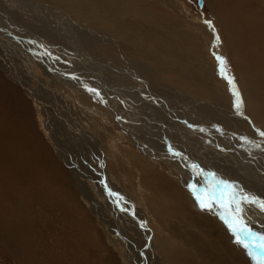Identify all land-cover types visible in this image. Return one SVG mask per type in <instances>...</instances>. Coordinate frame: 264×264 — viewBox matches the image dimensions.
Masks as SVG:
<instances>
[{
    "label": "rangeland",
    "instance_id": "rangeland-1",
    "mask_svg": "<svg viewBox=\"0 0 264 264\" xmlns=\"http://www.w3.org/2000/svg\"><path fill=\"white\" fill-rule=\"evenodd\" d=\"M70 1L74 4L72 6L74 9L71 6H66L67 4L58 5L56 2H53V6L63 9L68 22H72L70 27L73 34H77L76 36L78 37L79 33L85 32L82 36L79 34V37L81 39H84L86 36L90 37L89 40H86L85 50L88 54L90 53L96 57L99 66L102 68L103 75L106 73L105 76L108 75L118 87L124 86L127 89L132 88L135 91H140L141 88L144 91V87H147L146 89H150L158 93V96L163 97L168 102V105L171 106V109L194 117L197 122L205 127L206 131H213L218 134L222 132L227 133L232 140H226V143L233 146L232 151L235 155L236 151H243L248 155L247 151L252 153V155L258 156L259 162L264 161V137L259 134L261 131H264V120L261 117L264 112H258L254 105L246 103L248 100L254 102L253 97H256V95L254 92H250L248 95L245 93L244 84H241L237 73L240 66L246 65V61L244 62L245 54L249 53L248 55L254 56L253 62L245 66L244 75L249 77L248 75H252V71L254 70V73L259 72L258 75L262 72L261 77L264 79V68H261L264 63V45L261 46V43L264 42V5H258V0H239L240 2L238 0H204L202 5H200L199 0H165L166 3L161 0H143L144 5L143 3L141 5L145 8L150 7L149 9H152L151 13H154L158 17V21L161 20L159 23L154 21L151 24H141V22L133 20H131L132 22H127L122 18H119L120 20L112 18L111 20V17L106 15V18L109 17L108 19L112 22L111 26L106 25L104 19L98 15L97 17L94 14L87 16L90 14V11L91 13L99 12L98 4L104 0ZM74 2L77 3L75 4ZM5 4L9 5L6 2ZM49 4L52 5V2ZM103 7L108 8L105 4H103ZM172 7H176L177 11L173 10ZM214 7H221L220 9L222 10L223 8L224 10H232V13L229 12L230 15L228 16L224 11L217 13ZM238 9L240 10L238 11ZM75 10L81 11L76 13ZM11 11L13 14L10 12L9 16L11 18L14 17V19L18 18L12 8ZM81 13L84 14L82 15ZM17 14L19 15V19H21L20 21H22L20 23L26 29L38 34L51 30L47 25L42 27L37 16H28V12L26 11L24 14L22 12H17ZM224 18H234V22L230 20L227 22ZM181 19L182 23L180 27L172 28L173 23L179 22ZM206 21L211 22V27ZM48 23L50 22L48 21ZM226 23H228L229 27H226ZM50 24L49 26L52 27ZM126 24H129L130 30H132L130 31L131 39H127L129 38L127 36H124L125 38L121 36V38L120 35L110 29L111 27L120 25L118 28L122 30L123 27L127 26ZM233 25L234 27L236 26L235 30H233ZM9 27H13V25H9ZM41 29L43 30L41 31ZM134 37L138 40V44L134 42ZM181 37L186 38L182 39ZM17 39H19L18 42L16 41ZM123 39L127 40L124 41ZM43 40H46L45 42L47 43L49 42V45L61 46L60 49L68 51L78 49V47L73 48L74 44L78 45L75 42H73L74 44H70V42L61 39L57 40L55 38L54 40L49 36ZM12 41L17 45H25L17 36ZM176 41H179V44H174ZM188 41L191 44H188ZM235 43H239L237 45L239 48L235 46ZM171 44L174 47L178 45L180 54L173 51L174 47ZM135 45L138 49H133ZM137 45H142V49L139 50ZM12 47L18 51L19 47ZM0 48H2L1 45ZM144 49L148 54H143ZM9 52L7 51L5 54V60L12 61ZM174 56H178L180 61H174ZM218 57L223 58V65L218 62ZM17 59L19 58L16 56L14 64L19 68L16 69V73L23 78H15V76L9 75L0 64L1 98L6 99L4 95H8L9 98L7 99L17 96V98L12 99L15 100L12 102L16 105L18 104L19 110H23L26 113L28 120V123H26V119L23 118L14 124L6 122V118L0 119V130L4 133L0 141V153H5L4 155L1 154V158L6 155L9 156L2 159L7 160V158H11L8 164L15 167L13 168L9 165L5 167L0 162V167L3 169V172L0 169V192L4 193L3 198H0V202L3 203H0L1 208L3 205V208H0V216L4 217L0 221V264H129L128 258L131 259L132 264H148L147 262H149L148 259L150 257L147 255L151 253V257H153L157 251L162 252L161 249L163 247H165V250H163V254L165 255L163 262L165 264H256V261L251 256L244 254L245 252L248 253V250L242 244L237 243L236 236L229 230L225 221L219 216L220 214L217 211L215 212L213 207L211 210H202L195 199L193 191L186 186L187 184L195 186L194 182H196L195 188L197 189V182L198 184L200 183L197 179H199L198 176L201 172L200 179H202V185H205V188H210L206 187L204 177L206 171H208L210 176L209 178L206 177L207 180L220 174L221 180L224 183L226 178L231 177L228 174L230 170L234 169V166H231V164L229 167L224 165L227 163L224 160L227 157L226 153L230 154L229 150L227 151L226 148L223 149L222 147L224 153L223 151H219L220 148L214 151L210 147L212 145H210L206 153L201 155L200 159L196 158V162L194 161L197 164L196 167L199 169L195 167L197 169L196 172L193 168L192 173L195 177H191L192 175L188 169H191V167L188 166L187 161L191 155V153L189 154L190 148L188 147L192 145L191 142L196 143V141L200 145L204 143L205 145H209L208 139L202 133L200 134L198 130H194L188 126L187 131L189 134L186 135V139L189 138V141L185 138H183V141L181 139L182 142L174 139L177 145L174 146L176 147L175 149L168 146L169 148H166L167 151L161 150L160 152V149H156V146L151 147L147 145L146 141L141 137L132 138L131 134L118 123V126H121L120 129L127 134H124L125 138H122L124 142L126 140L125 144L127 147H123L126 149V152H122L119 158L116 157L115 151L107 149V146L104 150L105 159L103 158L102 151L97 150V148H92L91 146L87 148L85 144L81 145L80 141L78 143L75 141L68 142L67 151L69 154L78 157L82 174H84L83 177H78L73 167L69 166L67 161L59 155L50 134L43 127L42 118L46 116V108L37 104L38 102L35 101V98H32L27 92L29 90L28 86L24 84L31 83V86L38 91L44 90V88L59 89L56 83H52V81L59 78L52 73L57 74L59 70L55 69L56 72L53 71L50 73V76H46L48 71L39 66L38 63L33 71V69H26L20 63H16L18 62ZM189 62L197 65L194 74H191L188 71L189 69H187ZM25 66L29 68L28 65ZM222 67L223 72L221 71ZM143 69L148 70V73L143 72ZM44 70L47 73L43 72ZM198 70L199 73L197 74ZM206 70L211 71V77L208 78L205 75ZM33 74L32 78L31 75ZM61 78H63L62 82L66 80L65 77L61 76ZM17 79L21 81L19 82ZM229 79L233 81L232 84L229 83ZM256 84L257 81L255 80V84L253 85ZM99 85L104 84L99 83ZM262 86V88L261 86L259 87L260 90H264V80ZM219 91L222 95V100L217 99ZM234 91L238 92L239 98L242 101L240 112H237L235 107L236 96L233 94ZM67 94L73 100H78L80 96V93H75L72 90H67ZM54 97L56 98V95L53 97L50 95L48 99L55 100ZM89 102L93 103V101ZM259 104L256 103L255 105ZM165 105L168 106L167 104ZM161 107V109L165 108L164 105H161ZM262 108L264 109V104H262ZM57 109L54 108L53 110ZM107 109L109 110V108ZM249 109L251 111L253 109V111L251 112ZM100 111H102L101 108ZM57 113L56 111L54 118L58 122L60 114ZM170 116L172 115L170 114ZM133 120L138 121L136 119ZM20 123L27 126L25 134L22 137H17L18 142L9 141L7 136L13 133L16 134V124ZM135 123L133 126L134 131L138 134H143L145 131L140 122ZM109 124L111 128H114L112 121ZM85 126L87 127V125ZM66 130L65 127L60 128L62 133ZM5 131H7V135ZM25 137L28 140H25ZM20 138L24 139L21 140ZM209 139L221 143L214 136H211ZM130 140L139 147L136 145L138 147L136 148L132 145ZM148 140L150 143H154L153 139L148 138ZM16 145H19V149L15 147ZM145 145L146 148L148 147L147 150ZM13 146L16 149L12 148ZM182 146L187 147L189 150L187 148L185 150V147ZM30 148H32V151L29 153ZM90 150H93V155L97 158H95L97 162L98 160L100 163L104 161L103 165L101 167L98 166L99 169L97 170H94L90 164L93 161ZM11 151L16 153L13 154ZM22 152L24 155H22ZM32 152L38 155V160H31L30 155ZM17 153L21 156H17ZM84 154L85 156H83ZM86 154L89 155L86 156ZM152 155H155V157ZM17 157L21 159H15ZM25 159L30 162L26 163L27 160ZM12 160L20 162L21 170L16 171L19 165L14 166ZM31 162H35L36 164ZM29 164H34L35 167ZM176 164L180 166V169L175 166ZM242 165L243 168L248 166L243 163ZM10 168L14 171L13 175L7 170ZM184 168L186 171H183ZM263 170L264 167L262 170H252V172L238 169L233 174V177H231V180L237 182L229 183L233 185L234 190L238 187L236 189L237 200L241 202L240 205L244 207V211L247 213L245 214L246 217L251 221L252 219H257L252 215L256 216L255 213L257 212L260 213V218H264V211H261L259 207V203L264 202V188L261 186V182H256L259 185L255 183L256 180L259 182V177H264ZM252 176L254 180H252ZM180 177H183V180ZM144 193L145 198L147 196L150 202L151 200L155 202L153 212H151L149 206L147 208V205L143 201L145 199ZM242 196H247L250 200L255 199L257 203L243 202L241 200ZM115 201L119 203V207L123 210L120 216L127 217L125 223H128L127 228L119 223V220L115 217L119 215V211H112ZM142 205H145L147 209ZM139 206L145 209L144 213L148 219L142 216ZM91 221L92 226L90 224ZM251 223H255L253 225V232L264 236V219L259 223L255 222V220ZM139 226L140 228H138ZM149 230L153 231V233L149 232ZM121 232H124L126 236L122 238ZM153 235L154 238L156 237L155 243L152 242L151 244L148 238L149 236L153 237ZM127 236L128 240L125 239ZM140 239L141 242L139 241ZM167 247L174 250L171 251ZM146 248L150 249L151 252L148 254L145 252L144 255L143 253ZM130 251H133V253ZM126 255L128 258L124 261V256L126 257ZM160 260L161 256L156 262L160 264Z\"/></svg>",
    "mask_w": 264,
    "mask_h": 264
},
{
    "label": "bare ground",
    "instance_id": "bare-ground-1",
    "mask_svg": "<svg viewBox=\"0 0 264 264\" xmlns=\"http://www.w3.org/2000/svg\"><path fill=\"white\" fill-rule=\"evenodd\" d=\"M0 45L2 48H0V64L3 67L4 70L7 71V73L11 76H15V78L18 77H22L19 76V74L16 73V69L18 68L17 65H15L14 63V58H16V56L19 58L17 59L18 62L16 63H20L24 68L26 69H33V71L35 70L36 64L38 63L39 66L45 68V70L48 71V74L46 76H50V73L55 71V69H58L57 74L52 73L54 76L57 75L59 78L65 77L66 80L62 82V79L57 78L56 80L52 81V83H56L59 86V89L56 88H52V89H47L44 88V90L38 91L37 89H35L34 87L31 86V83H24L25 85L28 86L27 92L29 93V95L32 96V98H35V101L38 102L37 104H40L42 106H44L46 108V118L43 117L42 118V122H43V127L44 129L48 132V134H50L54 145L56 146L58 153L61 157H63L67 163L69 164V166L71 165V167H73L76 175L78 177H83L84 174H82V169L80 167V163H79V159L77 156L73 155V154H69V152L67 151L68 148V142H81V145H84L89 148L90 146L92 148H97V150H101L103 153V158H105L104 156V150L105 147L109 150H114L116 157L119 158L122 155V152L125 153L126 149L123 147H127V145L125 144V142L123 141L122 138H125L124 134H126V132H124L122 129H120V127L122 126V128L126 129L132 136V138L135 137H141L144 141H146L147 145L151 146V147H155L156 149H160L162 151H167V147L169 146L170 148L173 147V149H175L177 146L175 143L176 141H174V139H177L181 141H183V138L186 139V135L189 134V132L187 131V127L190 126L192 129L194 130H198L200 132V134L202 133L207 139H208V144L209 145H205V143L203 145L198 144V141L195 142H191V146H189L188 148H190V150L185 147V150L187 148V150H189V154L191 153L189 160L188 161V166L191 167L188 168L190 170L191 173V177H195L194 174L192 173L193 168L195 169L196 165L195 162L197 161L196 158L201 157V155H204L206 153V151L212 147L211 149H218L220 148L219 151H223V149L226 148V150H229L228 154L226 153L227 157H225V160L223 158L224 161H226L227 163L224 164L226 165V167H229V165L231 164V166H234L233 170H230V173H228L231 177H233V174L238 170H245V171H251L252 170H262V168L264 167V161L263 162H259L258 160V156H255L254 154L252 155V153L247 152L246 153L248 155H246L243 151V153L241 151H236V155L234 154L233 150V146L229 143H226V140H232L230 138L229 135H227V133H216V132H210V131H206L205 127L202 126V124H200L199 122H197L194 117L192 116H188L185 115L183 112H177L173 109H171V106L168 105V102L163 99V97L158 96V93H155L153 91H151L150 89H146L144 87V91L141 88L140 91H135L134 89H130V88H125L123 87H118V85H116L113 80L107 76H105L106 73H102L101 71V67L98 64V61L96 59V57L92 54H88L86 49V40H89L90 37L87 38L85 37L84 39H81L79 37V34L82 36V34L84 33H79L78 37L73 34L70 25H72V22H68V18L64 15V11L62 8L57 7V6H53V4L56 2L58 5H65L66 6H74V4L70 1V0H0ZM100 1V0H99ZM163 2H165V0H161ZM239 1V0H238ZM5 2L9 5H6ZM52 2V5L49 4ZM54 2V3H53ZM105 2L102 1L100 4H98V8H99V12L96 13H91V11L89 12L90 14L87 16H92L91 14H94L96 17L97 15L100 16L102 19H104L106 25H112V22H110V19L106 18V15L112 18H122L124 19V21H137V22H141L145 23V24H151L154 21H158V17L155 16L154 13H151L152 9L149 8H145L144 6L141 5V3L144 2L143 0H106V2L108 3H103ZM154 2V1H152ZM240 2V1H239ZM75 3V2H74ZM77 3V2H76ZM75 3V4H76ZM166 3V2H165ZM172 3V2H169ZM236 3V2H235ZM103 4L107 5L108 8H104ZM4 5V6H3ZM146 5V4H145ZM201 5V4H200ZM258 5H264V0H258ZM14 10L15 15L18 16V18L14 19L11 18L9 16L10 12L13 14V12L11 11V8ZM171 6V5H170ZM221 6V5H220ZM78 7V6H77ZM235 7V6H234ZM237 7V5H236ZM76 8V7H75ZM173 10L177 11L176 7H172ZM221 7H214V10L219 13L221 11H224L225 14L228 16L230 15V13H232V10H223L220 9ZM70 9V8H69ZM72 9H74L72 7ZM85 9V7H84ZM108 9L111 10V12L108 11ZM82 10V9H81ZM81 10H75L76 13H78ZM96 10V9H95ZM94 10V11H95ZM144 10H146L144 12ZM236 10V9H235ZM240 9H238L239 11ZM28 12V16H37V18L39 19V23L41 24L42 27H44L45 25H47L49 27V29L51 28V30L49 31H44L43 34H38L32 30L26 29L25 27L22 26V24L20 22L21 19H19V15L17 14V12H22L24 14V12ZM87 11V10H86ZM83 12V11H82ZM230 12V13H229ZM246 12V11H245ZM2 13V14H1ZM86 13V12H85ZM237 13V12H236ZM74 14V13H73ZM82 14V13H81ZM84 14V13H83ZM82 14V15H83ZM88 14V13H87ZM240 14V12H239ZM79 15V14H76ZM27 16V17H28ZM81 16V15H79ZM223 16V15H222ZM221 16V17H222ZM25 17V15H24ZM220 17V16H218ZM226 17V16H225ZM36 18V19H37ZM95 18V17H94ZM160 18V17H159ZM19 19V22H18ZM88 19V18H87ZM220 19V18H219ZM236 19V18H235ZM73 20V19H72ZM120 20V19H119ZM118 20V22H119ZM224 20H226L228 22V20L234 22V18L232 19H228V18H224ZM4 21V22H1ZM18 23H17V22ZM48 21L51 23H48ZM70 21V20H69ZM102 21V20H101ZM177 21V20H176ZM37 22V21H36ZM100 22V21H99ZM126 22V23H127ZM132 22V21H131ZM163 22V21H162ZM223 22V21H222ZM30 23H32L30 21ZM76 23V22H75ZM98 23V22H97ZM135 23V22H134ZM182 23V19L181 21L179 20V22H174L172 28H178L180 27V24ZM13 25V27H9V25ZM29 24V23H28ZM52 25L51 26H49ZM77 24V23H76ZM102 24V23H101ZM115 24V23H114ZM113 24V25H114ZM120 24V23H119ZM166 24V23H165ZM116 25V24H115ZM126 27H123L122 30H119L118 25L117 27H111L109 26L110 29H112L116 34L120 35V37H124L127 36L129 38L127 39H131V32L132 30H130V26L129 24H126ZM133 26V24H131ZM154 25V24H153ZM40 26V25H39ZM165 26V25H164ZM37 27V26H36ZM101 27V26H100ZM135 27V26H134ZM200 27V26H199ZM226 27L228 26V23H226ZM225 27V28H226ZM236 27V26H235ZM235 27L233 25V30H235ZM76 28V27H75ZM105 28V26H104ZM107 28V27H106ZM133 28V27H132ZM44 29V28H43ZM41 29V31L43 30ZM109 29V30H110ZM135 29V28H134ZM153 29V28H151ZM173 30V29H172ZM203 30V29H202ZM207 31V30H206ZM231 31V30H230ZM181 32V31H180ZM179 32V33H180ZM208 32V31H207ZM42 33V32H41ZM184 33V32H181ZM180 33V34H181ZM172 34V33H171ZM135 35V34H133ZM234 35V33H233ZM19 37L20 40L25 44H15L13 43L12 40H14L15 38ZM47 36L53 38L55 40V38L61 39L63 41L66 42H70V44H74L73 48H77L78 49H73L72 51H68L66 49H60V47H58L57 45H49V42H45L43 39H45ZM161 36V35H160ZM181 36V35H180ZM187 36V35H186ZM121 37V38H122ZM233 37V36H232ZM236 37V36H235ZM73 38V39H72ZM83 38V37H82ZM125 38V37H124ZM182 38V37H181ZM186 37L182 38L185 39ZM126 39V40H127ZM190 39V38H189ZM236 39V38H235ZM240 39V38H239ZM19 39H17L16 41L18 42ZM124 40V39H123ZM124 40V41H126ZM134 42L136 44H138V40L135 39L134 37ZM147 40V38H146ZM169 40V39H168ZM187 40V39H186ZM185 40V41H186ZM230 40V39H229ZM238 40V37H237ZM262 40V39H261ZM264 40V39H263ZM50 41V40H49ZM239 41V40H238ZM236 41V42H238ZM61 42V41H60ZM132 42V41H131ZM179 42V41H178ZM177 41L174 44H179ZM52 43V42H51ZM58 43V42H55ZM172 43V44H173ZM61 44V43H60ZM132 44V43H131ZM139 44H141L139 42ZM171 44L172 47H174ZM188 44H191L190 41H188ZM231 44V43H230ZM239 43H235V46H237ZM129 45V44H128ZM133 45V44H132ZM166 45V44H165ZM194 45V44H193ZM232 45V44H231ZM264 45V42L261 43V46ZM19 47L18 51L16 50V48L12 47ZM138 46V45H137ZM182 46V45H181ZM244 46V45H242ZM254 46V45H253ZM260 46V45H259ZM139 50L142 49V45H139ZM144 47V46H143ZM238 47V46H237ZM239 48V47H238ZM264 48V47H263ZM133 49H138L136 48V45L134 46ZM178 45L176 47H174V52H176L177 54H180V52L178 51ZM7 51L9 52V56L12 59V61H7L5 60V54L7 53ZM243 52V51H241ZM252 52V51H251ZM254 52V51H253ZM260 52V51H258ZM263 52V51H261ZM141 53V52H140ZM182 53V52H181ZM184 53V52H183ZM256 53V52H255ZM143 54H148V52H145V49L143 51ZM245 54V53H244ZM249 54V53H248ZM246 55L245 54V60L244 62L246 63V65H250V62H253V57L251 55ZM262 54V53H261ZM238 55V54H237ZM260 55V54H259ZM263 55V54H262ZM243 56V55H242ZM175 60L180 61V58L178 56H174ZM258 57V55H257ZM144 58V57H143ZM259 58V57H258ZM261 59H263L261 57ZM260 59V60H261ZM256 61V60H255ZM139 62V61H138ZM20 64H18L20 66ZM261 64V63H260ZM259 64V65H260ZM25 65H28V67H26ZM245 65V66H246ZM245 66H240L237 73L238 76L240 78L241 84H244V91L245 93L248 95L250 92H254L256 97H253L254 102L251 100H246L247 104L250 105V103L252 105H254L257 109L258 112H264V109L262 108V104H264V90H260V86L261 88L262 86V82L264 79H262L261 75L262 72L258 75L259 72L254 73V70L252 71L253 74L252 75H248L249 77H246V75H244L245 71ZM253 66V65H252ZM251 66V67H252ZM202 67V66H201ZM255 67V66H254ZM22 68V67H21ZM261 68H264V63L262 64ZM19 69V68H18ZM38 69V68H37ZM187 69H189L188 71L191 72V74L195 73V70L197 69V65L193 64L191 62H189V66L187 65ZM253 69V68H252ZM24 70V69H22ZM20 70V71H22ZM45 70L43 72H45ZM262 70V69H261ZM28 71V70H27ZM138 71V70H137ZM204 71V70H203ZM257 71V70H256ZM260 71V69H259ZM264 71V70H263ZM56 72V71H55ZM104 72V71H103ZM143 72L148 73V70L143 69ZM47 73V72H45ZM199 73V70L197 71V74ZM23 74V73H22ZM137 75V74H136ZM205 75L209 78L211 77V71H207L205 72ZM34 74L31 75V77L33 78ZM53 76V77H54ZM204 76V75H203ZM23 78V77H22ZM101 78V79H99ZM202 79V78H201ZM19 82L21 81L20 79H17ZM112 80V81H111ZM255 80L257 81L256 85L255 84ZM99 81V82H98ZM99 83H102L104 85H99ZM142 83V82H141ZM23 84V83H22ZM26 86V87H27ZM242 87V86H241ZM251 87V88H250ZM151 88V87H150ZM243 88V87H242ZM256 88V89H255ZM95 90V91H91V90ZM60 90V91H58ZM67 90H72L75 93H80V96L78 98V100H73L71 98V96H69L67 94ZM261 91V92H260ZM43 93V94H42ZM70 94V92H69ZM217 94V93H215ZM55 96L56 98L54 99H48V96ZM251 95V94H250ZM13 96V95H12ZM4 98H1L0 96V119L1 118H6V122L9 123H16L17 121H20L21 119H26V123H28L27 120V115L23 110H19L18 104L16 105L14 102L15 100H12L16 97H12V99H7L9 98L8 95H4ZM225 97V96H224ZM248 98V97H247ZM164 101H163V100ZM217 99L222 100V95L219 93L217 94ZM17 100V99H16ZM34 100V99H33ZM89 101H93V103H90ZM227 101V100H226ZM89 103V104H85L84 103ZM164 103V104H163ZM256 103H260L259 105H255ZM36 104V103H35ZM101 104V106H100ZM165 104H167L168 106H166ZM161 105H164L165 108L161 109ZM246 106V104H245ZM109 108V110L107 108ZM248 107V106H246ZM54 108H58L57 110H53ZM100 108L102 109V111H100ZM250 108V107H249ZM60 110V111H58ZM251 111V109H249ZM56 111L58 112L57 114H60V120L57 122L54 118ZM253 111V109H252ZM251 111V112H252ZM170 114L172 116H170ZM255 114V113H253ZM256 115V114H255ZM30 116V115H29ZM135 117V118H133ZM172 117V118H171ZM256 117V116H255ZM254 117V118H255ZM262 119L264 120V113L261 115ZM245 118V117H244ZM247 118V117H246ZM253 118V117H252ZM133 119H136L140 122L141 126L144 128L143 130L145 131L143 134H138L136 131H134L135 129L133 128V126L136 124L135 121ZM261 119V120H262ZM248 120V119H247ZM257 121L260 122V120L258 118H256ZM112 121V123L114 124V128H111L109 125V122ZM142 121V122H141ZM243 121V120H242ZM253 121H255L253 119ZM252 122V121H251ZM118 123L121 125L120 127L118 126ZM135 123V124H134ZM264 123V122H263ZM257 124V123H256ZM87 125V127L85 126ZM65 127L67 130L65 132L62 133V131H60V128ZM214 127V126H213ZM27 128V126L25 124H16V134L13 133L10 136H7V139L9 141H17V137H22L23 134H25V129ZM238 129V128H237ZM137 130V129H136ZM215 130V129H214ZM4 131V130H3ZM15 131V130H14ZM28 131V130H27ZM140 131V130H138ZM6 135L8 134L7 131ZM61 132V134H60ZM240 133H242L241 131H238ZM32 133V132H31ZM27 134V133H26ZM217 134V135H216ZM246 134V133H245ZM127 135V134H126ZM4 133L0 130V141L1 138H3ZM31 136V135H30ZM130 136V135H129ZM211 136H214L216 138H218V140H220L221 143H217L215 142L213 139H209ZM228 136V137H227ZM250 136V135H249ZM6 137V136H5ZM33 137V135H32ZM191 137V136H190ZM202 137V136H201ZM26 138V137H25ZM34 138V137H33ZM130 138V137H129ZM148 138H151L154 140V143H150ZM257 138V137H255ZM21 140L24 138H20ZM19 139V140H20ZM32 139V138H30ZM184 139V140H185ZM189 139V138H188ZM188 139H186L187 141H189ZM7 140V141H8ZM25 140H28L27 138ZM134 140V139H133ZM185 140V141H186ZM30 141V140H29ZM89 143H88V142ZM132 143V140H130ZM181 141V142H182ZM207 141V140H206ZM205 141V142H206ZM200 142V141H199ZM255 142V141H254ZM1 143V142H0ZM3 143V142H2ZM22 143V141H21ZM24 143V142H23ZM142 143V142H141ZM145 143V144H146ZM5 144V143H4ZM16 144V143H15ZM20 144V143H18ZM144 144V143H143ZM142 144V145H143ZM182 144V143H181ZM185 144V143H184ZM183 144V145H184ZM221 144V145H220ZM7 145V144H6ZM4 145V146H6ZM23 145V144H22ZM26 145V144H25ZM136 147L137 144H133ZM212 145V146H210ZM2 146V145H1ZM12 146V145H11ZM21 146V145H20ZM24 146V145H23ZM27 146V145H26ZM25 146V147H26ZM31 146V145H30ZM138 146V145H137ZM210 146V147H209ZM7 147V146H6ZM5 147V148H6ZM9 147V146H8ZM16 148L19 149V145L15 146ZM14 146L12 148H15ZM28 147V146H27ZM32 147V146H31ZM131 147V146H130ZM139 147V146H138ZM136 147V148H138ZM168 147V148H169ZM10 148V149H12ZM15 148V149H16ZM23 148V147H22ZM79 148V147H78ZM146 148V145H145ZM178 148V147H177ZM231 148V149H230ZM9 149V152H10ZM82 150V148H80ZM148 149V147L146 148V150ZM149 149H151L149 147ZM249 149V148H248ZM22 151V149H20ZM26 151V149H24ZM180 150V149H179ZM184 150V151H185ZM14 151V150H12ZM11 151V152H12ZM18 151V150H17ZM32 151V148H30L29 153ZM89 151V150H88ZM158 152V150H156ZM183 151V152H184ZM24 152V151H23ZM22 152V155H24V153ZM86 152V151H85ZM91 154H92V158L93 161H91V165L94 168V170L99 169V167H101L104 163V161H100L98 160V162L95 160V155H93V150H90ZM186 152V151H185ZM257 152V151H255ZM8 153V152H7ZM13 153V152H12ZM16 153V152H14ZM13 153V154H14ZM20 153V152H19ZM29 153H27L29 155ZM155 153V152H154ZM187 153V152H186ZM224 153V151H223ZM242 156H240L239 154ZM1 154L0 153V162H2L5 167L8 164V162H10L7 158V160H4L2 158L6 157H2L1 158ZM5 154V153H4ZM2 154V155H4ZM11 154V153H10ZM26 154V153H25ZM188 154V155H189ZM220 154V153H219ZM258 154V153H257ZM16 155V154H15ZM19 154L17 153V156ZM89 154H86V156ZM169 155V154H168ZM222 155V154H221ZM13 156V155H12ZM21 155H19L20 157ZM85 156V154L83 155ZM153 157H155V155H152ZM175 156V155H174ZM186 156V155H185ZM216 156V155H215ZM9 157V156H7ZM15 157V156H13ZM15 158V159H21V158ZM24 157V156H23ZM30 157L32 158L31 160H38V155L35 152H32ZM171 157H173L171 155ZM195 160H194V158ZM256 157V158H255ZM29 158V157H28ZM89 158V157H88ZM140 158V157H139ZM142 158V157H141ZM188 158V157H187ZM6 159V158H5ZM13 159V158H12ZM97 159V158H96ZM106 159V158H105ZM182 159V158H181ZM220 159H222L220 157ZM260 159V158H259ZM27 160V159H25ZM169 160V159H168ZM219 160V159H218ZM24 161V160H23ZM90 161V160H89ZM195 161V162H194ZM30 162V161H29ZM28 160L26 163H29ZM97 162V163H96ZM130 162V160H129ZM128 162V164H129ZM175 162V161H174ZM36 164L35 162H31ZM85 163V162H84ZM168 163V161H167ZM179 163V162H178ZM248 165L247 167L243 168V165ZM12 164L14 166H17V164L19 165L20 162L18 163L17 161H13L12 160ZM34 164H29L32 167H35ZM82 164V163H81ZM88 164V163H87ZM170 164V163H169ZM221 164V161H220ZM22 165V164H21ZM84 165V164H82ZM181 165V164H180ZM183 165V164H182ZM214 165V164H213ZM222 165V164H221ZM10 166V165H9ZM99 166V167H98ZM130 166V165H129ZM139 166V165H138ZM147 166V165H146ZM177 168L180 169V166L178 164L175 165ZM195 166V167H193ZM13 167V166H10ZM24 167V166H23ZM29 167V166H27ZM89 167V166H87ZM137 167V166H136ZM142 167V166H141ZM184 167V166H183ZM225 167V166H224ZM15 168V167H13ZM22 167H20V165L16 168V171L21 170ZM139 168V167H138ZM146 168V167H145ZM198 168V167H196ZM213 168V167H212ZM211 168V169H212ZM216 168V167H215ZM214 168V169H215ZM238 168V169H237ZM0 169L3 172L2 167H0ZM199 169V168H198ZM247 169V170H246ZM9 172H11V174H14V171L10 168L7 169ZM25 170V168H24ZM87 170V169H86ZM91 170V169H90ZM131 170V169H129ZM188 170V171H189ZM197 172V169H195ZM194 170V171H195ZM37 171V170H36ZM85 171V170H84ZM104 171V169H103ZM143 171V170H142ZM183 171H186V169L184 168ZM187 171V172H188ZM264 171V170H263ZM40 172V170H39ZM144 172V171H143ZM142 172V173H143ZM150 172V171H149ZM200 172V171H199ZM218 172V171H217ZM133 173V172H132ZM131 173V174H132ZM146 173V172H144ZM181 173V172H180ZM189 173V172H188ZM189 173V174H190ZM195 173V172H194ZM222 173V172H221ZM226 173V172H225ZM264 173V172H263ZM27 174V173H26ZM25 174V175H26ZM29 174V172H28ZM33 174V173H31ZM90 174V173H89ZM141 174V173H140ZM41 175V174H40ZM185 175V174H184ZM183 175V176H184ZM201 175V172H200ZM200 175L198 176L200 183L198 184L197 182V189L200 190V188H202V190L204 189H210V188H205V185H202V179H200ZM215 175V174H214ZM263 175V174H262ZM18 176V175H17ZM37 176V175H36ZM76 176V177H77ZM101 176V175H100ZM254 176V175H253ZM252 176V178H253ZM33 177V176H32ZM144 177V176H143ZM197 177V178H198ZM205 180H206V187H210L211 185L215 184L217 181H220L223 183V181L221 180V176L220 174H217L214 178H210V180H207L206 177H210L208 171H206L205 175ZM231 177L226 178L224 181V183H236L237 181H233L231 180ZM251 177V176H250ZM255 177V176H254ZM258 177V176H257ZM20 178V177H19ZM161 178V177H160ZM187 178V177H186ZM246 178V177H245ZM1 179V178H0ZM22 179V178H21ZM181 180H183V177H180ZM191 179V178H190ZM257 179V178H256ZM26 180V179H25ZM79 180V179H78ZM102 180V179H101ZM141 180V179H139ZM214 180V181H213ZM254 180V178L252 179ZM259 182L256 180L255 183H262V187L264 188V177H259L258 178ZM11 181V180H10ZM16 181V180H15ZM21 181V180H20ZM83 181V180H82ZM81 181V182H82ZM105 181V180H104ZM142 181V180H141ZM148 181V180H147ZM188 181V180H187ZM193 181V179H192ZM196 181V180H195ZM13 182V181H12ZM22 182V181H21ZM109 182V181H108ZM185 182V181H184ZM15 183V182H14ZM110 183V182H109ZM187 184V182H185ZM195 186H196V182H194ZM205 183V181H204ZM253 183V184H255ZM256 183V184H257ZM11 184V183H10ZM57 184V183H56ZM83 184V183H82ZM113 184V183H112ZM143 184V183H142ZM141 184V185H142ZM191 184H187L186 186L190 188ZM236 185V184H235ZM259 185V184H257ZM7 186V183H6ZM9 186V185H8ZM134 186V185H133ZM193 186V185H192ZM260 186V187H261ZM15 187V186H14ZM84 187V185H83ZM139 187V186H138ZM11 188V187H9ZM238 187H236L237 189ZM240 188V187H239ZM235 189V191H236ZM49 190V189H48ZM121 190V189H119ZM200 190V191H202ZM219 190V189H217ZM85 191V190H84ZM245 193V192H244ZM86 194V193H85ZM4 195V193L0 192V198ZM143 195V194H142ZM255 195V194H254ZM96 196V195H95ZM113 197H115V195H113ZM3 198V197H2ZM144 198H145V193H144ZM110 199V198H109ZM140 200V198H139ZM1 201V200H0ZM135 201V200H134ZM145 202V204L151 208V212L154 211V203L152 200L151 202L149 201V199L146 198L143 200ZM142 201V202H143ZM1 203V202H0ZM135 203V202H134ZM259 203V202H258ZM3 204V203H1ZM0 204V205H1ZM246 204V203H245ZM253 204V203H252ZM251 204V205H252ZM256 204V203H254ZM128 205V204H127ZM130 205V204H129ZM191 205V204H190ZM145 209L146 206L142 205ZM142 206H139V209L141 210V214L142 216H145V219H148V217L146 216V214L144 213V210L142 208ZM241 206V205H240ZM254 206V205H253ZM112 207V206H111ZM1 208V206H0ZM3 208V205H2ZM1 208V209H2ZM119 207V203L117 201L114 202V206L112 207V211L118 210L119 211V215H116V219L119 220V223H121L123 226H125L127 228L128 223H126L127 221V217H122L120 216L121 213L123 212L122 208ZM213 209H215V211H217L218 215L221 217V213L223 211V209L219 206V203L216 204V206L213 207ZM242 213H241V218L245 221L246 225L248 228H250L252 231H254V227L253 225H255V223H251V222H257L259 223L260 221H262V219L264 218H260L259 214L260 213H255L256 216L253 215V217H256L257 219H252L249 220L245 214L244 211V207L241 206ZM246 210V209H245ZM248 210V209H247ZM149 211V210H148ZM147 212V211H146ZM149 213V212H148ZM147 213V214H148ZM130 215V213H129ZM259 216V217H258ZM3 216H0V221L2 220ZM135 217V216H134ZM4 218V217H3ZM129 218V217H128ZM150 219V218H149ZM251 219V218H250ZM84 220V219H83ZM130 220V219H129ZM144 221V220H143ZM224 221V220H223ZM109 222V221H108ZM84 223V222H83ZM91 226H92V221L90 222ZM259 225V224H258ZM261 225V224H260ZM149 227V226H148ZM140 228V226L138 227ZM1 229V228H0ZM94 229V228H93ZM114 229V228H113ZM144 229V227H143ZM146 229V228H145ZM8 230V229H7ZM123 230V229H121ZM126 230V229H125ZM264 230V229H263ZM90 231V230H89ZM94 231V230H92ZM130 231V230H129ZM134 232V230H133ZM139 232V231H138ZM146 232H148L146 230ZM152 232L153 231H150ZM129 233V232H128ZM122 238L125 235L124 232L120 233ZM140 234V233H139ZM155 234V233H154ZM148 235V234H147ZM113 236V235H112ZM129 236V235H128ZM128 236L125 237V239L128 240ZM115 237V236H114ZM119 237V236H118ZM139 237V236H138ZM145 237V236H144ZM140 238V237H139ZM143 238V237H142ZM156 238V237H155ZM155 238L154 235L153 237L149 236L148 239H150V243L152 244L155 243ZM242 238V237H241ZM112 239V238H111ZM130 239V238H129ZM145 239V240H148ZM113 240V239H112ZM133 240V238H132ZM162 240V239H161ZM138 241V240H137ZM141 242V239L139 240ZM144 241V240H143ZM127 242V241H126ZM247 242V241H245ZM128 243V242H127ZM126 243V244H127ZM146 243V242H145ZM159 243V242H158ZM135 245V244H133ZM166 245V244H165ZM169 245V244H168ZM131 246V244H130ZM161 246V245H160ZM167 246V245H166ZM174 246V245H173ZM139 247V246H138ZM155 247V246H154ZM159 247V246H158ZM162 247V246H161ZM125 248V247H124ZM133 248V247H132ZM165 247H163L161 251H157L156 249V254L151 257V253L149 255H147L148 257H150L148 260L149 262H147L148 264H156L157 260L159 259V257L161 256V260H160V264H165L163 262V258L165 257V255L163 254V250ZM159 249V248H158ZM169 250H174L171 248H168ZM152 250V249H151ZM160 250V249H159ZM143 251V250H142ZM177 251V250H176ZM240 251V249H239ZM238 251V252H239ZM133 253V251H130ZM145 252L148 254L150 251V249L146 248L144 250V255ZM169 252V251H168ZM242 252V251H241ZM131 253V254H132ZM138 253V251H137ZM141 253V251H140ZM166 253V252H165ZM240 253V252H239ZM126 254V253H125ZM170 254V253H169ZM238 254V253H237ZM249 255L248 253H244ZM142 255V254H141ZM177 255V253H176ZM175 255V256H176ZM180 255V254H179ZM189 255V254H188ZM250 256V255H249ZM143 257V256H142ZM145 257V256H144ZM180 257V256H179ZM185 257V256H184ZM127 255L126 257L124 256V261L127 259ZM136 258V257H135ZM182 258V257H181ZM245 258V257H244ZM139 259V258H138ZM144 259V258H143ZM146 259V258H145ZM129 260V264L131 263V259L128 258ZM134 260V259H133ZM153 260V262H152ZM144 261V260H142ZM147 261V260H146ZM140 262V261H139ZM138 262V263H139ZM145 262V261H144ZM143 262V263H144ZM188 262V261H187ZM142 263V262H141ZM180 263V262H179ZM135 264V263H134ZM158 264V263H157Z\"/></svg>",
    "mask_w": 264,
    "mask_h": 264
},
{
    "label": "snow or ice",
    "instance_id": "snow-or-ice-1",
    "mask_svg": "<svg viewBox=\"0 0 264 264\" xmlns=\"http://www.w3.org/2000/svg\"><path fill=\"white\" fill-rule=\"evenodd\" d=\"M206 23L211 27V22L206 21ZM217 59L218 62L223 65V58L218 57ZM221 71L223 72V67ZM229 83L232 84L233 81L229 79ZM91 91L95 90L93 89ZM233 94L236 96L235 107L237 112H240L242 101L239 98L238 92L234 91ZM259 134L264 137V131H261ZM190 188L202 210H211L212 207L219 203V206L223 209L221 218L224 219L229 230L236 236L237 243L242 244V246L248 250V254L256 261V264H264V236H260L253 232L241 218V202L237 200V194L233 185L217 181L210 186V189L198 191L195 186H190ZM217 189H219V191H217ZM241 200L243 202L257 203L255 199L250 200L247 196H242ZM259 207L261 211H264V202H260Z\"/></svg>",
    "mask_w": 264,
    "mask_h": 264
},
{
    "label": "water",
    "instance_id": "water-1",
    "mask_svg": "<svg viewBox=\"0 0 264 264\" xmlns=\"http://www.w3.org/2000/svg\"><path fill=\"white\" fill-rule=\"evenodd\" d=\"M203 2H204V0H199V3L202 5L203 4Z\"/></svg>",
    "mask_w": 264,
    "mask_h": 264
}]
</instances>
